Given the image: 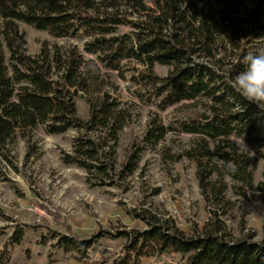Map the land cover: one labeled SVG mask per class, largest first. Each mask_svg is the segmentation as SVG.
Wrapping results in <instances>:
<instances>
[{"label": "trees", "instance_id": "obj_1", "mask_svg": "<svg viewBox=\"0 0 264 264\" xmlns=\"http://www.w3.org/2000/svg\"><path fill=\"white\" fill-rule=\"evenodd\" d=\"M18 22L75 42L42 40L35 53H28ZM261 51L264 0H0V178H6L4 165L14 167L9 144L17 134L27 140L28 131L37 125L48 133L80 129L60 159L82 168L88 185H116L130 175L143 145L158 141L166 127L152 118L139 138L130 133L125 158L116 168L114 147L130 113L104 87L109 71L122 75L139 66V77L151 84L160 109L204 98L203 110L180 120L175 129L213 140L204 153L217 157L220 166L214 163L213 169L227 175L238 194L251 183L261 158V188L264 110L231 86L245 68L243 58ZM154 63L167 66V71L153 72ZM76 95L87 103L85 118L76 113ZM198 181L205 188L202 176ZM225 188L220 180L214 202L222 199ZM136 215L144 228H99L83 238L71 235L68 226L65 232L51 229L53 245L74 253L72 264H104L87 254L101 236L126 240L123 254L109 264H143L139 256L157 252H177L179 260L152 264H264V233L259 240H251V234L232 236L214 215L200 227L192 225L190 232L153 213ZM20 237L19 230L10 234L14 242ZM9 254L3 245L0 264H8Z\"/></svg>", "mask_w": 264, "mask_h": 264}, {"label": "rangeland", "instance_id": "obj_2", "mask_svg": "<svg viewBox=\"0 0 264 264\" xmlns=\"http://www.w3.org/2000/svg\"><path fill=\"white\" fill-rule=\"evenodd\" d=\"M18 27L24 31L28 53H35L42 40L75 42L72 38L53 37L24 22H18ZM138 68L123 70L122 75L109 71L104 87L130 113L114 147L115 167L125 158L130 133L139 138L152 118L163 123L166 131L154 144L143 145L135 170L116 185L90 186L82 168L61 161V151L70 150L72 137L80 131L75 127L48 133L37 125L28 131L27 140L17 134L9 144L14 167L4 165L6 178H0V248L4 245L9 249L8 264H72L74 253L53 245L56 237H51V229L65 232L68 226L69 233L78 238L89 237L99 228L142 229L145 223L138 213L170 219L185 232H190L192 225L200 227L214 215L223 220L232 236L251 234V240H259L263 235L264 184L257 187L263 180L262 159H257L244 193H236L229 177L213 169L214 163L220 166L217 157L204 153L213 140L175 129L180 120L203 110L205 99L179 100L160 109L154 104L151 84L139 77ZM152 70L164 74L167 66L154 63ZM74 103L77 115L85 118L88 107L83 97L76 95ZM235 140L248 147L241 138ZM198 176L203 177L205 188L199 185ZM220 180L226 182V188L220 193L222 199L214 202L213 193ZM34 207L47 208L46 215L37 217ZM13 230L20 232L18 242L10 240ZM124 243L122 236H101L87 254L109 264L123 254ZM138 259L143 264L175 262L179 254L157 252Z\"/></svg>", "mask_w": 264, "mask_h": 264}, {"label": "clouds", "instance_id": "obj_3", "mask_svg": "<svg viewBox=\"0 0 264 264\" xmlns=\"http://www.w3.org/2000/svg\"><path fill=\"white\" fill-rule=\"evenodd\" d=\"M243 71L232 81L233 89L249 103L264 110V51L246 55Z\"/></svg>", "mask_w": 264, "mask_h": 264}, {"label": "built area", "instance_id": "obj_4", "mask_svg": "<svg viewBox=\"0 0 264 264\" xmlns=\"http://www.w3.org/2000/svg\"><path fill=\"white\" fill-rule=\"evenodd\" d=\"M32 209V208H31ZM35 210V212L37 213V217H42L45 216V210L44 209H40V208H33Z\"/></svg>", "mask_w": 264, "mask_h": 264}]
</instances>
